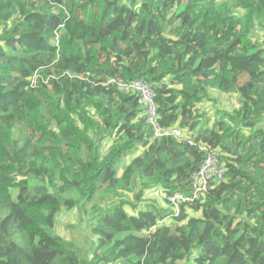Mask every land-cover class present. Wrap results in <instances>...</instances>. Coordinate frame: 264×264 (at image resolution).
I'll use <instances>...</instances> for the list:
<instances>
[{"label": "trees", "instance_id": "trees-1", "mask_svg": "<svg viewBox=\"0 0 264 264\" xmlns=\"http://www.w3.org/2000/svg\"><path fill=\"white\" fill-rule=\"evenodd\" d=\"M263 26L264 0H0V264H264ZM212 91L239 106L204 121ZM203 146L224 179L176 212ZM90 205L84 253L55 230Z\"/></svg>", "mask_w": 264, "mask_h": 264}, {"label": "built area", "instance_id": "built-area-1", "mask_svg": "<svg viewBox=\"0 0 264 264\" xmlns=\"http://www.w3.org/2000/svg\"><path fill=\"white\" fill-rule=\"evenodd\" d=\"M108 83H115V80L110 79ZM117 85L122 91L139 94L140 100L145 106L148 122L153 129V140L161 139L163 137L182 138L184 136L180 129L176 127H164L158 121L159 106L156 103V92L147 80H137L130 83L117 82ZM201 150L207 153V158L192 177V193H175L169 196L165 195L166 200L174 206L176 212L180 211L182 202H191L200 199L205 196L217 182L224 179L226 168L220 161V154L209 149L207 146L201 147Z\"/></svg>", "mask_w": 264, "mask_h": 264}, {"label": "rangeland", "instance_id": "rangeland-1", "mask_svg": "<svg viewBox=\"0 0 264 264\" xmlns=\"http://www.w3.org/2000/svg\"><path fill=\"white\" fill-rule=\"evenodd\" d=\"M255 35L259 40L264 41V26L257 27L255 31ZM212 95L215 97L213 102H208L203 104L200 107V111L203 114V120L213 121L218 117V110H233L234 108L239 106L240 97L238 95H228L223 94L218 91H212ZM130 156L126 155L122 159L121 167L124 168L130 162ZM131 199H133V195L129 194ZM159 199V201L164 199L163 195L154 194ZM95 204L97 206L102 205L99 199H96ZM94 205V204H93ZM107 204L105 208L109 207ZM130 213H134L130 207H127ZM93 215L92 205L89 206V212L83 213L78 207H75L70 211H62V213L58 216L56 223L55 232L62 236L65 239L72 241L75 247L83 248L82 252L86 253L87 251H91V237L89 235V220Z\"/></svg>", "mask_w": 264, "mask_h": 264}]
</instances>
